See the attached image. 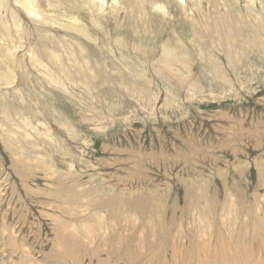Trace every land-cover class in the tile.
Returning <instances> with one entry per match:
<instances>
[{"label": "rangeland", "instance_id": "obj_1", "mask_svg": "<svg viewBox=\"0 0 264 264\" xmlns=\"http://www.w3.org/2000/svg\"><path fill=\"white\" fill-rule=\"evenodd\" d=\"M178 1L168 4L161 37L175 29L185 41L189 69L171 67L191 80L182 84H165L151 71L134 78L112 45L91 58L85 80L62 86L30 65L35 34L18 39L16 81L0 82V103L5 98L25 112H0V264H264V46L245 47L232 67L225 45L206 28L215 9L200 0L183 11ZM80 2L81 13L93 10L111 33L127 21L121 2L106 0L101 10ZM229 2L264 15V0L220 1L216 10ZM179 12L188 18L182 26L173 18ZM20 15L25 27L43 29L48 46L69 40L62 27ZM82 42L97 51L98 40ZM54 95L69 100L45 111L43 101ZM114 196L122 202L111 204Z\"/></svg>", "mask_w": 264, "mask_h": 264}, {"label": "bare ground", "instance_id": "obj_2", "mask_svg": "<svg viewBox=\"0 0 264 264\" xmlns=\"http://www.w3.org/2000/svg\"><path fill=\"white\" fill-rule=\"evenodd\" d=\"M45 1L47 8L42 5L40 0H12L16 5L12 7L9 6L8 0H0V13L1 9H9L5 16L0 14V55L2 57L0 60H3L4 66L3 68L0 65V82L6 85H13L15 83L16 66L13 63L16 59L15 51L18 47L22 46V42L18 41V39L24 38L26 40V37L29 38L32 34H35V39L31 42L29 48L31 51L28 56L30 65L42 68L51 81L62 86L68 81L82 82L85 80L86 77L81 78V76L87 75L88 63L91 58L96 57L97 52L102 57L105 56L108 52L112 51V45L120 52L121 58L119 61L121 65L127 68L134 78H143L147 75L148 71H151L165 84L169 83L170 85L173 81H178L180 84L185 81H191L180 78L178 70L177 72H173L171 68L176 64L182 66L184 69H189L190 67L189 51L185 46L182 35L175 31V29H171L170 33L172 34L168 35L166 39L161 37L163 36V28L167 21L164 15L169 14L168 4L174 0H163V3L160 4H157L156 0H111V5L121 2L128 15L125 23H117L113 26L112 33L108 29L107 22L101 19L99 15H96L93 10L89 9L86 14L81 13L84 7L80 0H71L69 1V5L64 4L62 0ZM205 1L215 9L214 13L208 14L206 17V19H209L206 21L208 33L216 34L219 37V42L225 45L232 67H236L241 59L244 58L245 47L251 49L255 46L257 48L264 46V15L254 10L251 4L247 3L245 10L242 12L237 11L229 2L225 11L218 12L216 9L220 6V1L225 3L228 0ZM178 2L181 4L180 6L178 5V8L186 11L189 6L196 7L200 3V0H179ZM86 3H92L97 10H101L107 4L106 0H86ZM148 4L152 5L161 14H150L147 9ZM50 8L55 11L57 8L62 9L58 16L61 15L69 19L62 21L58 19L56 14V17H54L52 14H49ZM20 10L24 11L33 21L48 22L62 27L69 33L67 35L69 40L56 38L49 42L51 46H48L45 43L47 37L44 35L43 29L35 28L34 30H30L24 26ZM179 13L180 15L174 14L173 18L182 26L188 21V18L182 17V13L184 12ZM84 19L88 20V24L82 23ZM13 37L17 38V45L15 40H12ZM82 39L90 42L98 40L97 51H93L89 46L83 44ZM238 42L239 46L237 47L236 43ZM193 43L196 46L197 53L202 58L207 59L213 67H216V72L219 74L217 63L204 53L199 41H193ZM64 58L70 63V66L65 62H61ZM70 68H72V71ZM18 69L22 71V75L25 77V79L22 77L25 80L24 82L26 84L29 83L30 77L24 68V64L20 62ZM97 73L101 76L99 70ZM122 81L127 83L130 80L123 77ZM28 96H32V99L35 101L34 103H41L40 94L30 92ZM66 99L68 98L54 95L52 99L43 101L42 106L47 111L48 107L46 106H57V103L64 102ZM2 100L0 112L4 116L9 114L10 110L17 111L16 114L18 113L19 116L25 114V112H22L24 108H18L15 104L5 102V98ZM20 101L24 102L23 96L20 97ZM82 113L85 112L83 111ZM63 125L67 127L73 126L71 122H68L67 118L63 120ZM122 199L123 197L121 196H114L110 198V203L120 204ZM147 205L145 204L144 206L150 207Z\"/></svg>", "mask_w": 264, "mask_h": 264}]
</instances>
